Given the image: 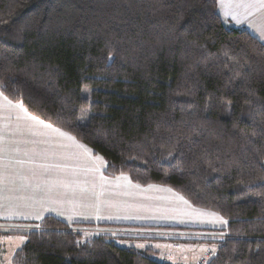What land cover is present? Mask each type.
I'll return each instance as SVG.
<instances>
[{
	"label": "trees",
	"instance_id": "trees-1",
	"mask_svg": "<svg viewBox=\"0 0 264 264\" xmlns=\"http://www.w3.org/2000/svg\"><path fill=\"white\" fill-rule=\"evenodd\" d=\"M0 89L105 175L221 214L229 237L207 264H264V44L217 0H0ZM36 225L14 264H172L73 230L94 225Z\"/></svg>",
	"mask_w": 264,
	"mask_h": 264
},
{
	"label": "crops",
	"instance_id": "crops-1",
	"mask_svg": "<svg viewBox=\"0 0 264 264\" xmlns=\"http://www.w3.org/2000/svg\"><path fill=\"white\" fill-rule=\"evenodd\" d=\"M217 8L227 24L247 29L264 44V4L259 0H217ZM106 165L88 145L0 89V223L33 225L54 216L69 224L227 235L228 221L218 212L194 206L165 185H138L126 174L107 176ZM204 245H191L198 254L191 261L216 249L207 252Z\"/></svg>",
	"mask_w": 264,
	"mask_h": 264
},
{
	"label": "rangeland",
	"instance_id": "rangeland-1",
	"mask_svg": "<svg viewBox=\"0 0 264 264\" xmlns=\"http://www.w3.org/2000/svg\"><path fill=\"white\" fill-rule=\"evenodd\" d=\"M229 26H232L228 24ZM237 27V26H236ZM73 230L83 235V240L86 241L88 238L95 235L109 236L117 243L124 246L135 247L137 249L146 250L149 247H153L155 250L154 257L162 261V259H169L168 261L172 264H184L186 260L190 262L192 258L198 256L194 253V244H207L203 246V249L208 250L210 248H218L219 244L214 242H203L209 241V239H203L199 237H191L182 235L186 234H202L208 233L209 231H188V230H168V229H151L150 227H131V228H117V227H83L73 226ZM40 229L36 224H3L0 223V264H14V258L18 250L26 243L29 231ZM109 230H111L109 232ZM138 231H150L153 234H143ZM179 231L181 235L171 236V233ZM220 232V231H218ZM227 234V233H226ZM228 235V234H227ZM193 236V235H192ZM194 241V242H193ZM217 242V241H216ZM216 244V245H214ZM214 249V250H216ZM189 250L192 252L190 254ZM206 252V253H207ZM210 253V252H209ZM190 254V255H189ZM200 254V253H199ZM207 255V254H206ZM208 259V258H207ZM210 261V258L208 259Z\"/></svg>",
	"mask_w": 264,
	"mask_h": 264
},
{
	"label": "built area",
	"instance_id": "built-area-1",
	"mask_svg": "<svg viewBox=\"0 0 264 264\" xmlns=\"http://www.w3.org/2000/svg\"><path fill=\"white\" fill-rule=\"evenodd\" d=\"M110 231L111 230H109V232ZM138 232L143 233V234H153L150 231H138ZM174 232H176V233H171L170 235L171 236L181 235L179 233V231H174ZM182 235L191 236V237H199V238L209 239V240L210 239L217 240L218 241V244H219V247L223 246L226 243L227 238L229 237L228 235H224V234H213V233H210V232H208L206 234L205 233H202V234H198V235L184 233ZM217 254H218V248L216 250L211 251L204 258H202V259H200L198 261L187 262V263H184V264H207L209 262L208 259L210 258V260H211L213 257L217 256ZM168 260H169L168 258L167 259H162L161 262L162 263H169Z\"/></svg>",
	"mask_w": 264,
	"mask_h": 264
},
{
	"label": "snow or ice",
	"instance_id": "snow-or-ice-1",
	"mask_svg": "<svg viewBox=\"0 0 264 264\" xmlns=\"http://www.w3.org/2000/svg\"><path fill=\"white\" fill-rule=\"evenodd\" d=\"M259 2L261 3V4H264V0H259ZM225 223H227L226 221H224Z\"/></svg>",
	"mask_w": 264,
	"mask_h": 264
}]
</instances>
